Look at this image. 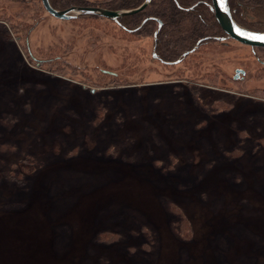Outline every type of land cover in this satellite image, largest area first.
<instances>
[{
  "label": "rangeland",
  "instance_id": "obj_1",
  "mask_svg": "<svg viewBox=\"0 0 264 264\" xmlns=\"http://www.w3.org/2000/svg\"><path fill=\"white\" fill-rule=\"evenodd\" d=\"M20 10L0 0V264H264L253 49L166 67L111 21Z\"/></svg>",
  "mask_w": 264,
  "mask_h": 264
},
{
  "label": "trees",
  "instance_id": "obj_2",
  "mask_svg": "<svg viewBox=\"0 0 264 264\" xmlns=\"http://www.w3.org/2000/svg\"><path fill=\"white\" fill-rule=\"evenodd\" d=\"M18 1L21 10L14 18L21 19L29 14L33 7L37 11L38 8L45 11L43 0ZM50 2L52 7L59 11L74 7L119 11L137 9L145 0H50ZM230 3L237 9L234 17L239 24L252 31L264 32V0H231ZM242 8H246V22L240 17ZM249 16L254 18L249 19ZM88 19L109 21L97 16L79 18V20ZM6 21L10 30L16 32L23 22L19 32H25L28 35L38 23V21L31 22L27 27L24 21H14L9 18H6ZM115 24L130 35L152 38L153 59L166 67L187 65L193 59L199 58L207 47L225 45L222 42L226 41L227 37L215 17L212 0H153L145 10L124 17ZM21 39L20 37L18 40ZM28 42L27 39V46ZM253 51L256 59L264 62V48H254ZM216 79L213 76L209 77L210 82Z\"/></svg>",
  "mask_w": 264,
  "mask_h": 264
},
{
  "label": "water",
  "instance_id": "obj_3",
  "mask_svg": "<svg viewBox=\"0 0 264 264\" xmlns=\"http://www.w3.org/2000/svg\"><path fill=\"white\" fill-rule=\"evenodd\" d=\"M152 1L145 0L139 8L134 10L119 11L90 7H74L69 10L59 11L52 7L50 0H43V6L50 16L61 21H71L83 16H97L118 23L119 19L123 17L132 16L145 10ZM213 5L216 19L228 38L250 48H264V39L260 38L264 37V32L252 31L241 27L232 16L229 0H213ZM242 73L245 74L244 72Z\"/></svg>",
  "mask_w": 264,
  "mask_h": 264
},
{
  "label": "flooded vegetation",
  "instance_id": "obj_4",
  "mask_svg": "<svg viewBox=\"0 0 264 264\" xmlns=\"http://www.w3.org/2000/svg\"><path fill=\"white\" fill-rule=\"evenodd\" d=\"M230 1L231 0H229V6H230V10H231V13H232V16H233V18H234V20L237 22V20L235 19V17H234V12H236L237 11V9L235 8V7H233V6H231V3H230ZM212 3H213V0H212ZM214 6V5H213ZM246 8H242V10L240 11V17H241V19L244 21V22H246V10H245ZM214 10V9H213ZM245 10V11H244ZM214 13H215V11H214ZM84 17V16H83ZM216 17V16H215ZM81 18V17H80ZM124 18V17H123ZM254 17H251V16H249V19H253ZM122 19V18H121ZM120 20V19H119ZM109 21H111V20H109ZM111 22H113V21H111ZM119 22V21H118ZM115 23V22H114ZM238 23V22H237ZM239 24V23H238ZM241 27H243V28H246L245 26H242L241 24H239ZM223 30V29H222ZM224 31V30H223ZM225 33V32H224ZM226 34V33H225ZM227 35V34H226ZM230 42H234V43H237V44H240V43H238V42H236V41H234V40H232V39H230V38H228V36L226 37V41H223L222 42V44H225V45H221V46H229V44H230ZM240 45H242V44H240ZM242 46H245V45H242ZM252 49H254V48H252ZM242 72H244V71H242V70H239V71H237V75L235 76V78H234V80H238L239 79V74H243ZM244 75V74H243Z\"/></svg>",
  "mask_w": 264,
  "mask_h": 264
},
{
  "label": "snow or ice",
  "instance_id": "obj_5",
  "mask_svg": "<svg viewBox=\"0 0 264 264\" xmlns=\"http://www.w3.org/2000/svg\"><path fill=\"white\" fill-rule=\"evenodd\" d=\"M260 38L264 39V37H260Z\"/></svg>",
  "mask_w": 264,
  "mask_h": 264
}]
</instances>
